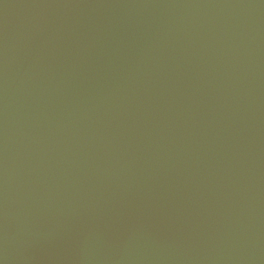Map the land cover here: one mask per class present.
Returning <instances> with one entry per match:
<instances>
[{
    "label": "water",
    "instance_id": "water-1",
    "mask_svg": "<svg viewBox=\"0 0 264 264\" xmlns=\"http://www.w3.org/2000/svg\"><path fill=\"white\" fill-rule=\"evenodd\" d=\"M0 264H264V0H0Z\"/></svg>",
    "mask_w": 264,
    "mask_h": 264
}]
</instances>
